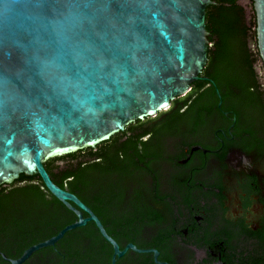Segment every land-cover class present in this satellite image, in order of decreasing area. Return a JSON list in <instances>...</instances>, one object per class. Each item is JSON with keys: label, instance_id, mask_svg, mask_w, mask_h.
Returning a JSON list of instances; mask_svg holds the SVG:
<instances>
[{"label": "flooded vegetation", "instance_id": "flooded-vegetation-1", "mask_svg": "<svg viewBox=\"0 0 264 264\" xmlns=\"http://www.w3.org/2000/svg\"><path fill=\"white\" fill-rule=\"evenodd\" d=\"M89 149L68 191L84 224L22 262L78 217L0 185V264H264L263 124L230 108L207 62L167 109Z\"/></svg>", "mask_w": 264, "mask_h": 264}, {"label": "water", "instance_id": "water-1", "mask_svg": "<svg viewBox=\"0 0 264 264\" xmlns=\"http://www.w3.org/2000/svg\"><path fill=\"white\" fill-rule=\"evenodd\" d=\"M252 3L264 73V0ZM214 5L0 0V185L36 173L78 217L19 262L84 224L70 203L83 204L51 181L44 163L95 148L185 95L207 62L205 11Z\"/></svg>", "mask_w": 264, "mask_h": 264}, {"label": "trees", "instance_id": "trees-1", "mask_svg": "<svg viewBox=\"0 0 264 264\" xmlns=\"http://www.w3.org/2000/svg\"><path fill=\"white\" fill-rule=\"evenodd\" d=\"M217 5L206 8L205 25L212 34L207 52L208 74L217 84L220 94L234 110L256 113L264 128V85L256 71L261 63L256 40V15L252 0L247 10L240 0H211ZM251 45L253 47H251ZM264 79V73L263 77ZM214 96V93H211ZM88 150L57 157L44 163L51 181L58 187L79 194L82 178V158ZM13 187L24 192L46 190L41 178L21 174ZM35 199H42L40 195ZM56 207L62 205L56 201Z\"/></svg>", "mask_w": 264, "mask_h": 264}, {"label": "rangeland", "instance_id": "rangeland-1", "mask_svg": "<svg viewBox=\"0 0 264 264\" xmlns=\"http://www.w3.org/2000/svg\"><path fill=\"white\" fill-rule=\"evenodd\" d=\"M239 4H240L241 6H243V7L246 8V6H247V1H246V0H240V1H239ZM246 10H247V8H246ZM251 47H253V46L251 45ZM255 68H256V71H257L258 75L260 76L261 82H262L263 85H264V79L262 78V77H263V72H262V66H261V63L256 64Z\"/></svg>", "mask_w": 264, "mask_h": 264}]
</instances>
